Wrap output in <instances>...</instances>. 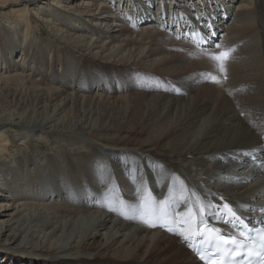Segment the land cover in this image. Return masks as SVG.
I'll use <instances>...</instances> for the list:
<instances>
[{"label":"bare ground","instance_id":"6f19581e","mask_svg":"<svg viewBox=\"0 0 264 264\" xmlns=\"http://www.w3.org/2000/svg\"><path fill=\"white\" fill-rule=\"evenodd\" d=\"M6 13L0 264H202L176 240L217 221L201 208L264 217V0H0Z\"/></svg>","mask_w":264,"mask_h":264},{"label":"snow or ice","instance_id":"6c2138e0","mask_svg":"<svg viewBox=\"0 0 264 264\" xmlns=\"http://www.w3.org/2000/svg\"><path fill=\"white\" fill-rule=\"evenodd\" d=\"M215 47H219V44L215 45ZM228 53L226 52H221L217 57H215L217 60L222 59L226 57ZM133 215H135L136 212L140 213L141 218L147 214H153L155 215V210L151 208H143V209H132ZM192 209H188V213L191 214ZM123 215V213H121ZM200 214L201 216H208V215H214L217 220H219L221 217L224 218V223H234L235 227H243V222L241 218L237 215V212L228 204H223L222 206H217L215 211L212 213H209L207 209L201 208L200 209ZM182 215V214H181ZM144 223H148L147 221H144ZM183 223H187V221H184ZM193 223L196 225H199L202 223V220L199 217H193ZM150 226H155V225H150ZM214 231L218 232L217 237L210 242V247L215 248L216 251L213 253V255H219L224 252V248L226 247H232L233 249L236 248L237 246V240L226 234L223 233L222 230H217L213 229ZM223 246V247H222ZM226 255H230L232 257H238V256H243L246 255L244 252H237V251H232L230 253H227ZM201 260H204V256L200 257ZM210 264H217V261L212 260ZM262 264H264V261H262Z\"/></svg>","mask_w":264,"mask_h":264},{"label":"rangeland","instance_id":"374dc122","mask_svg":"<svg viewBox=\"0 0 264 264\" xmlns=\"http://www.w3.org/2000/svg\"><path fill=\"white\" fill-rule=\"evenodd\" d=\"M157 7H154V9H156ZM8 10V8H5L4 9V11L6 12ZM19 12V11H18ZM21 12V11H20ZM9 14V13H8ZM7 15V13L6 14H4V16H2L1 14H0V24H1V27L3 26V23H4V21H5V16ZM19 15H20V17H23V18H31L32 16H31V10H28L27 12H21V13H19ZM5 17V18H4ZM32 19V18H31ZM17 20H18V18L17 19H14V22H17ZM24 28V29H23ZM35 28V29H34ZM34 28L32 29L35 33H34V35L35 36H37L38 38L37 39H46V40H50V41H52V42H56V40H55V38L53 37V35L43 26V25H41V26H34ZM21 31H22V36H24V32H25V27H22L21 28ZM20 32V31H19ZM60 49H62L58 44H56ZM4 71L3 70H0V73H3ZM118 145H121V142L119 143V142H116ZM29 144V146H30V149H29V153H31V154H33V155H38V154H49V153H52V152H50L51 151V149H56V147L55 146H57L56 145V141L55 140H53V139H49V140H46V141H42L41 143H39L38 145H35V142H33L32 144H30V143H28ZM107 144V143H106ZM109 144V143H108ZM111 145V144H110ZM27 146V144L25 145L24 144V147H26ZM62 149V147H58L57 148V150H61ZM176 240H177V242L178 243H180V241H181V243L183 244L184 242H183V240H181V238L180 239H178V238H176ZM180 240V241H179ZM185 245V244H184ZM50 254H52V255H50L49 257H48V259H44V261H49V264H54V263H56V262H58L59 261V253H54V252H50ZM26 255H28V256H32L31 255V253H28V254H26ZM193 255V254H192ZM192 257H194V255L192 256ZM12 263V262H11ZM2 264H7V263H2ZM12 264H15L14 262L12 263Z\"/></svg>","mask_w":264,"mask_h":264}]
</instances>
